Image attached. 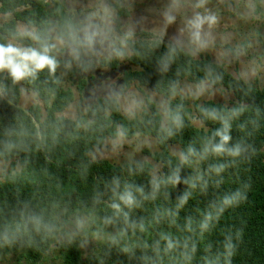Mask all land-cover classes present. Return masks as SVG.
Listing matches in <instances>:
<instances>
[{"label": "trees", "instance_id": "16d2710c", "mask_svg": "<svg viewBox=\"0 0 264 264\" xmlns=\"http://www.w3.org/2000/svg\"><path fill=\"white\" fill-rule=\"evenodd\" d=\"M49 2L0 0V16L5 18L0 24V43L14 41L34 46L29 39L13 40L12 33L21 26L36 32L50 31L56 14L48 11ZM116 8L118 15H123L119 4ZM131 52L126 58L128 70L122 77L124 87L138 82L169 100L176 96L183 81L208 82L229 88L235 106L229 109L210 102L199 108V117L209 130L197 132L191 126L190 110L183 99L168 103L165 123L153 103H148V111L141 119H130L122 113L116 98L103 97L84 115L71 120L60 114L73 103L74 94L62 87L58 70L54 76L45 70L34 82L22 81L43 102V118L39 105L27 112L8 108L2 95L8 97L11 90L18 92V88L6 72L0 73V159L20 166V171L9 175L0 186V254L37 237L61 208H84L92 197H97L110 180L123 174V169L107 161H92L90 152L102 148L109 139H130L139 134L153 137L163 149L178 143L184 155H188L189 147L194 148L196 155L181 163L164 152L163 176L148 180L142 193L130 191L135 199L142 196L138 201L140 211L128 212L127 222L122 214L120 234L106 246L103 261L87 264H225L224 245L229 241L236 246L232 264H264V88L248 86L209 57L196 59L182 47L161 40L139 41L131 45ZM101 65L119 68L117 59L102 60ZM84 86L85 83L79 87L80 92ZM213 110L229 120V147L239 144V157L204 152L210 141L219 143L214 133L222 124L208 115ZM234 111L239 114L233 115ZM197 160L205 163V171L207 166L223 164L233 174L229 173L227 181L218 186L201 183L195 169ZM177 169L179 184L172 182ZM238 189L247 199L218 213L223 197ZM185 194L187 204L180 206V197ZM207 212L213 214V219L204 231L200 222ZM133 222L135 227L131 226ZM163 236L179 241L178 247L165 253ZM68 252L64 264H75L78 249L72 246Z\"/></svg>", "mask_w": 264, "mask_h": 264}, {"label": "rangeland", "instance_id": "374dc122", "mask_svg": "<svg viewBox=\"0 0 264 264\" xmlns=\"http://www.w3.org/2000/svg\"><path fill=\"white\" fill-rule=\"evenodd\" d=\"M116 4L122 8L123 15H118ZM48 11L56 14L50 31L58 32L66 23L97 25L108 31L115 48L123 53L117 56L115 52H104L92 57L90 65L85 58L84 68L77 67L75 63L71 68H64L66 56L59 57L62 67L58 69V78L62 87L74 94L73 103L60 114L67 119L75 120L84 115L87 108L103 97L116 98L120 110L130 119H141L148 111V103H153L165 123L168 103L183 99L190 110L191 126L197 132L209 130L199 117V108L210 102L229 109L235 106L236 101L229 88L208 82L192 84L183 81L176 96L169 100L138 82L124 87L122 77L128 70L126 58L131 56V45L139 41L161 40L178 45L196 59L209 57L248 86L259 90L264 88V0H205L202 5L200 0H50ZM197 14L216 17L215 23L210 25L206 22L199 29V40L193 35L197 31L193 24ZM3 21L5 18L0 16V24ZM116 59L119 63L117 70L101 65L102 60ZM83 83L85 86L80 92L79 87ZM15 86L18 92L11 90L8 97L2 95L10 106L8 108L27 112L32 106L39 105L44 118L46 110L38 96L22 81ZM164 152L181 161L184 151L178 143L163 149L153 137L139 134L130 139L122 136L109 139L102 148L93 149L89 154L92 161H107L122 168L123 174L110 180L84 208L65 206L58 210L37 237L9 253L0 254V264H64L72 246L78 249L75 264L103 261L106 246L120 234L123 212H139L138 201L142 196H136V206L131 209L121 204L123 211L120 213L111 204L120 203L119 196L125 191L133 189L142 193L148 180L161 178L164 174L161 161ZM261 152L264 156V145ZM146 165L150 166L149 170L145 169ZM204 165L201 160L195 162V169L204 184L211 182L218 186L227 181L229 173L233 174L227 167L217 173L215 167L207 166L206 170L211 171L207 172ZM18 171L20 166L15 161L0 159V186L9 175Z\"/></svg>", "mask_w": 264, "mask_h": 264}, {"label": "clouds", "instance_id": "9594fccd", "mask_svg": "<svg viewBox=\"0 0 264 264\" xmlns=\"http://www.w3.org/2000/svg\"><path fill=\"white\" fill-rule=\"evenodd\" d=\"M205 0H200L202 5ZM200 6V5H198ZM171 22V21H169ZM213 24L216 22V17L213 15L201 16L197 14L193 24L195 31L194 37L200 39L199 29L205 23ZM13 40L29 39L33 45L22 46L13 42L0 43V73H7L13 84L21 81L34 82L38 79L39 74L47 70L50 76H54L57 70L62 67L60 56H66L63 62L64 68H71L75 63L77 67H86L85 58H88V64L91 63V58L102 55L104 52H115L117 56H122L123 53L115 48V44L109 38L108 31L97 25L85 24L77 26L71 23H66L58 32L45 30L36 32L25 27H19L12 33ZM107 45V46H105ZM239 113L233 112V115ZM208 115L213 119H219L222 127L215 131L214 136L219 137V143L205 145L204 152H211L214 155H228L231 157H239L241 155V147L239 144L229 147V142L232 137L230 135L231 124L227 118L220 117L215 110L209 112ZM176 122L180 123L179 116L176 117ZM196 155L195 149L189 147L188 155L181 154V163L188 162L189 156ZM225 165L221 164L215 167V171L220 173L224 170ZM179 169L174 173L172 182L180 183ZM187 181H185L186 183ZM247 199V195L241 190H236L234 193L223 197L218 208V213H223L226 209L238 206ZM120 203H112L111 207L117 212H122L121 204L131 209L136 206V200L133 194L125 191L119 196ZM188 195L180 197V206L187 204ZM125 221H128V212H123ZM217 219L219 216L217 215ZM213 219V214L207 212L203 220L200 222V228L206 231L209 227V221ZM135 227V223L131 225ZM140 229L143 231V224H140ZM239 236V233L237 234ZM166 241L164 252L168 253L178 247L179 241H174L171 236H163ZM186 247V245H185ZM235 245L229 241L224 245V262L232 264V257L235 254ZM159 242H157V249ZM128 249H125L127 251ZM196 251L195 245L192 247L193 254ZM191 259V257H188ZM209 264H212L209 261Z\"/></svg>", "mask_w": 264, "mask_h": 264}]
</instances>
